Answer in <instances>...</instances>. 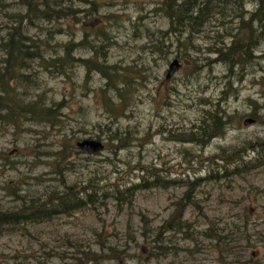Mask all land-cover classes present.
Here are the masks:
<instances>
[{
    "label": "rangeland",
    "instance_id": "rangeland-1",
    "mask_svg": "<svg viewBox=\"0 0 264 264\" xmlns=\"http://www.w3.org/2000/svg\"><path fill=\"white\" fill-rule=\"evenodd\" d=\"M85 1L76 2V6L93 11L84 20L89 21L87 28L98 25L104 17L111 32L108 65L116 64L128 72L130 84L120 88L128 95L129 106L114 120L104 104L110 100L120 106L118 93H101L106 79L96 71L87 72L81 64L68 77L43 71L19 87L1 83L0 207L19 205L14 190L21 198H36L59 192L66 184L88 187L103 198L95 207L27 224L0 236V264H219L220 251L225 253L227 264H264V167L200 186L196 191L198 207L189 205L184 214L195 227L193 239L168 232L164 239L168 252L156 254V258H151V241L144 240L143 232L147 229L149 237L154 235L173 212L183 188L141 190L130 207L111 196L104 198L118 185L125 188L138 182L140 165L154 166L169 178L178 172L193 176L187 167L194 154L210 158L223 148L233 150L264 139V58L239 71L231 84L227 67L214 62L208 65L207 61L215 57L208 51L215 42L212 34L223 31L222 24L235 26V15L216 14L204 33L191 41L184 35L179 41L176 35L165 34L169 19L157 9L161 0ZM0 2L16 4L9 8L11 13L25 12L13 0ZM255 7L253 2L245 5L248 12ZM7 21L0 9V26ZM34 23L28 35L42 40L43 49L49 53L59 50L57 43L83 39L80 26L71 21ZM60 28L65 29L64 34L49 33ZM6 33L0 27V41ZM255 55L264 56V42ZM5 56L0 51V63ZM75 56L93 57L83 48L77 49ZM174 59L181 66L168 81L166 75ZM13 95L27 103L40 97L46 107L56 109L55 119H7L5 108ZM211 102H220L227 111V133L204 147L174 141L178 133L201 122ZM247 119L256 121L246 125ZM111 128L128 130L134 141L125 149L119 148V143L110 139ZM83 139L101 140L104 150L93 155L80 152L76 144ZM257 153L248 150L245 162L256 158ZM212 169H218L212 160L204 162L199 174L207 175ZM211 227L224 237L223 246L201 235Z\"/></svg>",
    "mask_w": 264,
    "mask_h": 264
},
{
    "label": "trees",
    "instance_id": "trees-1",
    "mask_svg": "<svg viewBox=\"0 0 264 264\" xmlns=\"http://www.w3.org/2000/svg\"><path fill=\"white\" fill-rule=\"evenodd\" d=\"M21 1L30 8H28V11L18 14L10 21V23L14 24L15 31L9 33L10 41L6 47V56L1 59L0 80L2 82L0 84L3 83L2 86L10 88H13V85H18L19 87L20 84L25 83L24 81L32 82L29 79L31 77L35 78L39 73H43V71L68 77L71 70L75 69L76 65L81 64L86 68L87 72L88 70L96 71L106 79V88H102L101 93L109 94L110 91L118 93L121 105L115 106L109 100L104 104L105 110L113 114L114 120H117L120 115H124L129 106V103H126L128 95L123 94L124 90L120 86L124 85L125 87L126 85L127 87L130 84L126 77L128 72L117 68L116 64L109 66L107 63L108 56L106 52L110 47L111 32L105 26L104 17H101L98 25L90 24L91 27L87 28L86 25L89 21L86 23L84 20L89 17L88 15L94 14L90 8L82 9L77 7L76 3L71 7L66 6L63 1L69 0ZM245 1L161 0L157 9L169 19V28L165 34H174L179 41H181L184 35H186V40L191 41L195 35L204 33L205 26L216 14L222 15L226 12L235 15L233 20L235 21V26L222 24L221 27L224 30L218 29L216 33L212 34L215 42L213 46L208 48V51L211 54L213 53L215 57L211 58L210 56L207 59L208 65H212L214 62L216 64L222 63L227 67V71L230 73L228 83L231 84L232 80L239 74V71L248 66H253L255 61L260 57L264 58V56L255 55L264 42V0L249 1L256 3V7L249 12L248 16L244 14L245 4L247 3ZM76 2L85 3L86 1L76 0ZM64 20L71 21L74 26L78 24L83 39L76 43L72 39L65 43H57L60 50L59 54L55 55V52L58 51L57 49L49 53L47 48L43 49L41 45L42 40L34 39L35 36L28 35L29 26L35 25L34 22L36 21L60 24ZM94 26L97 27L93 30ZM64 31L65 29L60 28L52 30L49 33L64 34ZM26 43L32 45V47H27ZM79 48L91 52L93 57L88 60L83 57H76L75 53ZM23 70L27 72L25 73ZM220 102L217 104L211 102L210 108L204 111L201 122L194 125V128L178 133L173 140H177L183 144L192 143L204 147L209 145L213 139L224 136L227 133L226 128L229 126V121L227 120L228 113L221 107ZM5 110L7 112L5 117L13 122H17L22 116L29 120L53 122L55 119L54 111L56 109L46 107L40 97L32 103H27L23 98L19 101L13 95L11 103ZM109 131L111 132L110 139L112 142H118L119 148L125 149L128 144L134 141L128 130L120 132L118 129L114 131L111 128ZM250 143L242 148L234 147L233 150L223 148L220 153L210 158L194 154L192 161H195L197 167L193 166L194 163L191 160L188 161L189 167H187V169L193 171V176L178 172L175 177L169 178L163 175L162 170L154 166L140 165L137 167V170L140 171V180L138 182L125 188L118 185V187L111 190V193L106 192L104 198L107 200L111 196L113 200L122 202L127 207H130L134 202L136 193L141 192V190L153 188L166 189L176 187V185L183 188L182 196L173 204V212L162 225L157 227L154 235L149 237L146 233L147 229L144 227L146 231L143 232L142 236H144V240L150 239L149 253H151V258H156V254L168 252L169 246L164 245V239L168 232L173 233L174 237L181 234L187 240L193 239L191 231L195 227L185 218L184 214L189 205L198 207L196 191L200 186L214 180H220L223 176L230 175L233 177L235 175H243L246 172L264 167V139ZM248 150L258 151V155L256 158L245 162L244 157ZM211 160L217 165L218 169H212L207 175L199 174L200 166L204 162ZM64 186L65 189L59 190V192H48L36 198H21L14 190V194L19 200V205L10 208L0 207V236L22 229L27 224H40L60 214L70 216L89 206L95 207L99 203L98 201L103 198L100 192L96 191L94 193L89 191L88 187L85 186L82 188L74 184H66ZM94 187L99 189L97 185ZM141 218L143 221L145 216L142 214ZM241 232L244 233L242 230ZM201 235L210 238L220 246L226 243L223 240L224 237L220 236L221 234H218L212 227L208 230H203ZM225 257V253L220 251L219 264L228 263V261L224 260Z\"/></svg>",
    "mask_w": 264,
    "mask_h": 264
},
{
    "label": "bare ground",
    "instance_id": "bare-ground-1",
    "mask_svg": "<svg viewBox=\"0 0 264 264\" xmlns=\"http://www.w3.org/2000/svg\"><path fill=\"white\" fill-rule=\"evenodd\" d=\"M249 1H251V0H246L245 2L251 3ZM13 2H15L17 4H20V8H23V11H28V8H30L29 6L27 7L21 0H13ZM63 3L66 6H70L71 7V6L75 5L76 0L63 1ZM15 6H16V4L7 3V2H4V3L0 4L1 12L2 13H6V16L8 17V21L5 22V24L3 26H0V27H2V30H5V31L7 30L6 37L3 38V36H2L1 41H0V51H2L4 53L6 52V49H7L6 47H7L8 43H9V41H10L9 33L15 31L14 30V24L10 23V21L13 20V18H15L18 14L22 13V12H18L16 14V13H11L9 11V8H14ZM244 14H246V16L249 15V12L245 8H244ZM27 47L30 48V47H32V45L27 44ZM59 53H60V50L55 52V55L59 54Z\"/></svg>",
    "mask_w": 264,
    "mask_h": 264
},
{
    "label": "water",
    "instance_id": "water-1",
    "mask_svg": "<svg viewBox=\"0 0 264 264\" xmlns=\"http://www.w3.org/2000/svg\"><path fill=\"white\" fill-rule=\"evenodd\" d=\"M181 64H179L177 59H174L171 62L170 69L167 73V80H171L173 75L177 72V70L180 68ZM253 120L248 119L245 121V124L252 123ZM77 146L80 150H83L86 153L93 154L98 153L104 150V144L102 141L97 139H83L80 142L77 143Z\"/></svg>",
    "mask_w": 264,
    "mask_h": 264
}]
</instances>
